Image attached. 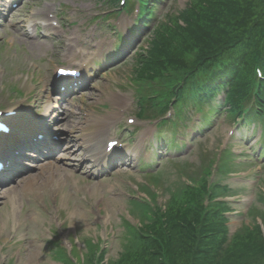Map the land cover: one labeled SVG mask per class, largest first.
Segmentation results:
<instances>
[{"label":"rangeland","instance_id":"obj_1","mask_svg":"<svg viewBox=\"0 0 264 264\" xmlns=\"http://www.w3.org/2000/svg\"><path fill=\"white\" fill-rule=\"evenodd\" d=\"M190 1L193 0H161L153 11L152 20L145 26L148 28L157 19L163 20L166 14L172 16L168 27L158 25L156 31L166 34L164 43L169 50L177 54L179 60L175 61L177 64L166 63L165 69L159 70L158 76H152V86L165 88L166 94L162 95V98L168 101L178 97L174 96V91L185 76L179 61L187 62L193 54H187L185 49L175 45V36L181 26L178 11L187 8ZM7 4L5 0H0L1 13ZM108 4L98 0H22L16 9L0 22V102L6 100V95L9 99L17 97L13 90L19 89V94L25 92L29 96L28 106H23L24 109L33 108L29 116H40L49 101L48 89L52 69L62 63L58 54L63 48L56 46L57 39L44 41L40 38H29L24 34V29L50 19L57 23L54 37L60 38L62 42L65 37L76 33L83 34L89 43L97 46H102V37H109L107 43L114 42L117 36L109 33L110 28L107 27L112 24L120 30L123 28L128 38L133 37L127 28H131L130 18L136 13V5L129 12L109 13L111 5ZM55 10L60 11L59 16ZM100 15L107 19L101 21L98 18ZM61 19L63 24L60 23ZM145 33V30L140 31L137 37L141 39ZM145 37L140 44L147 51L146 54L143 49L139 51L143 53L141 61L149 59L148 51L151 48L147 45L150 34ZM155 38L154 34L151 41ZM131 50L104 69H100L103 67L101 64L98 65L95 72L100 69V74L97 75L99 80H95L91 90L75 98L76 114L68 115L67 119L77 120L78 125L72 130L76 136L86 133L90 137L98 128L92 123L94 116L100 119L113 116L112 122L121 123L117 129V138L132 139L130 150H135V153L140 155L139 158L125 166H117L110 172L95 175L91 172L93 167L88 169L86 162L79 159L78 145H74L65 153L71 155L72 160L60 153L54 160L34 162L32 170L28 168L10 183L0 186V264H60L52 259V249L49 245V242L55 239L63 248H70V244L74 246L79 256L80 253L86 252L89 241H93L98 247L101 243L106 259L119 260L127 240L121 237L125 221L129 220L131 224L136 225L138 220L135 218H139L136 215H128L130 210H127V199L131 194L135 198L144 197L142 193H132L131 190H136V185L145 183V180L150 184L152 191L156 192L155 209L159 211L160 207L166 208L169 205L166 201V189L180 177L178 163H183V170L190 177L188 185L192 189H204L201 202L205 200L208 191L212 194L214 185V197H222L225 203H229H226L228 206L223 223L226 241L237 233H241L239 236L249 234L256 224L264 225L260 216L254 220L249 216L250 210H259L264 218V155L259 159L256 152L250 148L253 142L258 141L261 133L260 123L254 128L252 125L247 127L243 131L246 138L241 140L236 138L233 125L237 115L223 111L221 114L212 115L209 124L205 121L206 125L201 124L196 128L198 133L196 131L186 136L183 127L188 124V133L191 131V125L195 124L200 116V113H194L193 118L187 121L193 107L189 103L181 118L175 121L174 116L166 126L171 127L174 139L182 138L185 143L180 147L182 150L177 151V155H180V158L175 159L177 163H163L154 179H157L156 181H149L142 175L147 173L142 168L143 159L147 160L151 155L145 148L156 137V129L151 127V121L143 124L137 122L135 87H143V84L141 80L133 77L137 67V54ZM118 53L117 51L115 54ZM45 56L50 57L52 64L44 60ZM29 61L37 68L33 76L28 69ZM223 96L224 90L218 92L215 99L221 100ZM179 100L172 106L180 113L183 107L179 105ZM13 104H16V101L0 103V107ZM87 114L90 116H86ZM84 118L90 120L91 126L86 127L88 129L82 124ZM129 120L136 122L129 124ZM131 125L132 127H129ZM57 126L61 130L66 128L65 124ZM108 130L107 127V132ZM158 140L161 141L162 137ZM159 146L154 145V149L158 151ZM175 152V149H163L157 157L165 153L172 157L170 153ZM217 158L219 160L216 163ZM159 161L154 164L153 169L162 163ZM146 198L150 201L151 197L146 195ZM146 208L151 210L152 214L156 213L148 206ZM240 243L235 242L234 245L238 246ZM243 257L248 256L243 254ZM67 258L73 263V258L68 255Z\"/></svg>","mask_w":264,"mask_h":264},{"label":"trees","instance_id":"obj_2","mask_svg":"<svg viewBox=\"0 0 264 264\" xmlns=\"http://www.w3.org/2000/svg\"><path fill=\"white\" fill-rule=\"evenodd\" d=\"M178 19L182 25L175 36V45L185 49L187 54L193 52L187 62L179 61L185 76L176 89L178 96L209 105L205 118L212 111L218 114L224 109L242 116L247 113L252 92L259 83L258 104L261 109L256 112L250 110L242 118L245 125L263 121L259 116L264 113V81L260 82L257 78L256 68L260 67L264 74V0H193L179 12ZM171 21L168 17L159 25L168 27ZM156 28V38L150 42L149 59L141 61L137 79L154 80L152 76H158L166 63H178L175 62L179 60L177 54L164 43L166 34L157 32ZM224 83L228 87L221 86ZM222 89L223 100L211 105L216 92ZM151 93L139 92V95ZM239 134L242 137L243 134ZM172 189L167 201L169 205L157 214H152L140 202H131L129 213L138 216L143 224L142 227H134L125 221L121 237L127 240L119 260L107 259L102 263L105 252L98 253V245L89 241L86 252L81 254L82 260L73 249L77 262L264 264V236L255 222L256 227L249 234L239 236L241 233H237L225 240L223 223L228 204L213 200L216 196L214 185L212 196L209 195V203L205 206L201 202L203 188L197 190L175 185ZM249 216L252 220L260 216L264 223L259 210H250ZM239 241L240 245L235 246L234 243ZM49 245L53 260L60 264H73L57 239L50 241ZM243 254L248 257L244 258Z\"/></svg>","mask_w":264,"mask_h":264},{"label":"bare ground","instance_id":"obj_3","mask_svg":"<svg viewBox=\"0 0 264 264\" xmlns=\"http://www.w3.org/2000/svg\"><path fill=\"white\" fill-rule=\"evenodd\" d=\"M153 6V8L155 9V8H157L156 7V5H152ZM150 21H151V18H150ZM84 43H89V41L88 40H85L84 41ZM225 85H227V83H224V84H222L221 86H225ZM225 87H228V86H225ZM103 122H104V119H100L99 117H97V116H94L93 117V124H98L99 126H100V129L102 128V124H103ZM106 122H107V120H106ZM104 127V126H103ZM99 129V130H100ZM243 135H245L244 133H243ZM64 136H62L61 138H63ZM108 145V144H107ZM106 148H108V146L106 147ZM92 152H94V151H92ZM95 154V153H94ZM23 159H21V161H22ZM23 163H20V165H22ZM107 166V165H106ZM89 168V167H88Z\"/></svg>","mask_w":264,"mask_h":264}]
</instances>
